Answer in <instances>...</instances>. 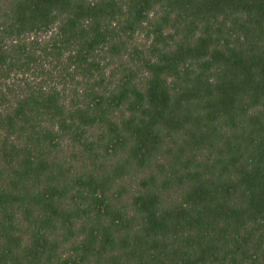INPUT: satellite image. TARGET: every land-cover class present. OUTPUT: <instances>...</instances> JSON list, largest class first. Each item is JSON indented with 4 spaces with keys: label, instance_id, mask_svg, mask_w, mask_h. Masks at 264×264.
Here are the masks:
<instances>
[{
    "label": "trees",
    "instance_id": "16d2710c",
    "mask_svg": "<svg viewBox=\"0 0 264 264\" xmlns=\"http://www.w3.org/2000/svg\"><path fill=\"white\" fill-rule=\"evenodd\" d=\"M0 264H264V0H0Z\"/></svg>",
    "mask_w": 264,
    "mask_h": 264
},
{
    "label": "rangeland",
    "instance_id": "374dc122",
    "mask_svg": "<svg viewBox=\"0 0 264 264\" xmlns=\"http://www.w3.org/2000/svg\"><path fill=\"white\" fill-rule=\"evenodd\" d=\"M150 31H151V28H150V24H146L145 26H143V28L141 30H139L134 36L133 38H131L130 42L128 43V47L129 49H140V50H143V51H147V49H149L152 41H153V38L152 36L150 35ZM134 49V50H136ZM134 50L132 51V54L134 56ZM128 61V56L124 55L122 58H111V57H107L106 60H105V64H107V67H108V71L110 74H117L118 76L121 75L122 73V69L119 68V72L117 71V66L121 63V62H126ZM55 67H56V64L54 63ZM54 65H52L51 67H53ZM129 67H132L134 68V71H135V74L137 77H140L141 75V71L139 70V68L137 66H134V64L131 62ZM64 74V77L67 76L66 73H63ZM37 75H42V70L40 69L38 72H37ZM28 77L33 80L34 78H36V75L34 74V72H29L28 74ZM40 81L42 82L43 79H40ZM46 81L49 83V84H53V82H57V80H55V78L53 79H49L48 77L46 78Z\"/></svg>",
    "mask_w": 264,
    "mask_h": 264
}]
</instances>
